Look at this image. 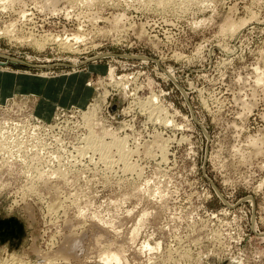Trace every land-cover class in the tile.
I'll return each mask as SVG.
<instances>
[{
    "label": "rangeland",
    "instance_id": "1",
    "mask_svg": "<svg viewBox=\"0 0 264 264\" xmlns=\"http://www.w3.org/2000/svg\"><path fill=\"white\" fill-rule=\"evenodd\" d=\"M49 1L0 0L1 264H264V0Z\"/></svg>",
    "mask_w": 264,
    "mask_h": 264
},
{
    "label": "crops",
    "instance_id": "2",
    "mask_svg": "<svg viewBox=\"0 0 264 264\" xmlns=\"http://www.w3.org/2000/svg\"><path fill=\"white\" fill-rule=\"evenodd\" d=\"M80 72L78 74H82L84 77H86L84 85L81 84L80 86L81 87L83 86L84 90H86V88L89 90V92H87L88 93L87 98L85 99V101L83 103L73 102V98H72V101H68V99H71L72 96L77 95V92H76L77 87L80 88V86H76V85L71 84V83L66 84L64 81H62L64 83L60 82V85L59 84L56 85L58 82L55 83V81L59 77L53 78V79H55V81H53V83L50 82L52 79H38L37 78L36 80H38V82L32 84L31 88L33 90L34 89L40 90V89H38L40 87V83L43 85V88L41 90V93H39L40 102L38 100V102L36 104V108H35L36 113L38 115H41L42 117H44L46 119H50L52 114H53V111L55 109V106H57V105H60L63 107H69V106L74 105V106H77L80 108H84L89 102L91 90L88 87H86V85H85L87 82V79H88V74L84 71H82L81 73ZM4 74H6V73L4 71H2V69H0V94H1L0 103L4 102V97L1 93V91H2V78H3L2 76H5ZM19 78L20 77L18 75H15V77H13V79L15 81V83H14L15 85L13 87L14 92H21L22 91L21 85H20V83L22 81ZM84 90H83V92H84Z\"/></svg>",
    "mask_w": 264,
    "mask_h": 264
},
{
    "label": "bare ground",
    "instance_id": "3",
    "mask_svg": "<svg viewBox=\"0 0 264 264\" xmlns=\"http://www.w3.org/2000/svg\"><path fill=\"white\" fill-rule=\"evenodd\" d=\"M8 1H12V2H14V1H16L17 2V0H8ZM19 1V0H18ZM22 1V0H21ZM59 0H50L49 2H51V3H53V4H55V6H56V4H57V2H58ZM71 2H72V0H71ZM75 2H78V0L77 1H75ZM50 4V3H49ZM52 4V5H53ZM51 5V4H50ZM5 9V8H4ZM238 28V27H237ZM240 28V27H239ZM231 30V29H230ZM227 31V30H226ZM232 32L234 31V30H231ZM230 32V31H229ZM232 32H230L231 34H232ZM237 32V31H236ZM72 37V36H71ZM47 38V37H46ZM45 38V39H46ZM76 39H74V40H78V38L77 37H75ZM53 39V36L51 37V38H48V39H46V40H52ZM42 40V39H41ZM67 40V39H66ZM66 40H64V41H62V43H61V45H67V43H68V41L66 42ZM24 42V41H23ZM37 42V43H36ZM45 42V41H44ZM43 42V43H44ZM53 42V41H52ZM51 42V43H52ZM58 42V41H57ZM35 43L36 44H38L39 42L38 41H35ZM41 43V42H40ZM47 43V42H46ZM69 45L66 47V48H70V49H73V47L71 46V44L70 43H68ZM40 45H43V44H40ZM39 46V45H38ZM64 46H62V48L64 47ZM61 47V46H60ZM63 51V50H62ZM260 80V79H259ZM120 81V80H119ZM122 84V83H121ZM152 111V110H151ZM161 111V110H160ZM156 112V111H155ZM166 112V111H165ZM91 113H93V112H91ZM88 119V118H87ZM90 119V118H89ZM0 129H1V127H0ZM93 135V134H92ZM95 136H96V134H95ZM94 135L93 136H90V138H89V141H88V148L90 147V149H92V150H95L96 152H99V153H101L100 155H102V157H105V158H109V156H110V153L112 152H110V150L113 148H115L116 149V151H117V153H118V156H119V158H120V161L122 160V161H124V163H125V161H126V157L128 156V153H126V151H127V149H125V147L126 146H124L125 145V143L123 144V142L121 141V140H119V139H114V141H112V143L111 144H104L103 142H101V141H99L98 140V138L99 137H95ZM1 137V136H0ZM101 140V139H100ZM164 152V151H163ZM96 154V153H95ZM112 154V153H111ZM112 157V156H111ZM104 158V159H105ZM106 160V159H105ZM109 160V159H108ZM108 160H107V162H108ZM104 163H105V161H104ZM113 163V162H112ZM30 164V163H29ZM32 164V163H31ZM109 164H110V162H109ZM30 166V165H29ZM113 166V165H112ZM108 167V166H107ZM126 168L129 170V168L126 166ZM36 171V170H35ZM46 173V172H45ZM38 174H40L39 172H38ZM42 174V173H41ZM47 174V173H46ZM43 175H41L40 177H42ZM38 177H39V175H38ZM45 177V176H44ZM33 180V179H32ZM39 180H41V179H39ZM50 183V182H49ZM45 184V183H44ZM33 187V186H32ZM2 188V187H1ZM55 202V203H54ZM53 203V206H52V208H53V210H55V209H57L58 208V206H59V204H60V202L59 201H54ZM59 202V203H58ZM52 204V203H51ZM50 206V207H51ZM52 210V209H51ZM75 237V236H74ZM69 242V241H68ZM66 253V252H65ZM120 253V252H119ZM119 253H117V252H108V253H106L103 257H102V264H119L120 262H122V258L123 257H121V254H119ZM8 254V253H7ZM12 254V253H11ZM44 254V253H43ZM38 255V254H37ZM41 255V254H40ZM56 255V254H55ZM6 256V255H5ZM44 256V255H43ZM47 256V255H46ZM13 256L11 255V259L12 260H14L13 258H12ZM48 257V256H47ZM10 258V257H9ZM8 258V259H9ZM1 259V258H0ZM5 259V258H4ZM8 259H7V261H8ZM46 260L48 259V258H45ZM57 259V258H56ZM56 259H49V260H47L46 262H44V263H41V264H56ZM6 260V259H5ZM4 260V261H5ZM45 261V260H44ZM125 261V260H124ZM3 262V261H2ZM16 262V261H15ZM15 262L13 263V264H15ZM42 262V261H41ZM9 263H12V261L11 262H9ZM19 263V262H18ZM0 264H1V262H0ZM4 264H7V263H4ZM22 264H24V263H22ZM29 264V263H28ZM34 264H38V263H34ZM121 264V263H120Z\"/></svg>",
    "mask_w": 264,
    "mask_h": 264
},
{
    "label": "water",
    "instance_id": "4",
    "mask_svg": "<svg viewBox=\"0 0 264 264\" xmlns=\"http://www.w3.org/2000/svg\"><path fill=\"white\" fill-rule=\"evenodd\" d=\"M5 227L6 228L7 227L8 228H10V227L16 228L15 233L13 235L9 233L11 235V237H9V238H11V239L19 238L20 236H22V234L24 232V227H23L22 223H20L17 219L10 218V219H6V220H0V241L1 242L5 241L4 234L8 236V232L2 234V230Z\"/></svg>",
    "mask_w": 264,
    "mask_h": 264
}]
</instances>
